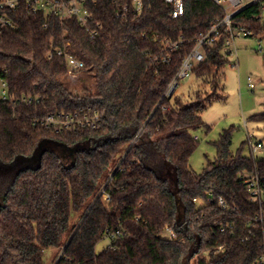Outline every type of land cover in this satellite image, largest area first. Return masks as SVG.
<instances>
[{
    "label": "trees",
    "instance_id": "16d2710c",
    "mask_svg": "<svg viewBox=\"0 0 264 264\" xmlns=\"http://www.w3.org/2000/svg\"><path fill=\"white\" fill-rule=\"evenodd\" d=\"M141 1L138 11L126 0L127 16H118L123 1L87 0L101 24L95 36L76 16L34 12L27 0L0 7L14 25L0 22V264H47L51 248H59L51 264H264V155L244 153L248 138L233 150L230 127L201 172L190 163L199 145L193 131L211 129L203 112L227 96L224 28L193 67L197 87L168 93L197 39L226 10L184 0V13L173 17L166 0ZM232 25L263 34L264 0ZM65 45L84 62L81 71L94 70V87L76 92L64 81L68 64L57 49ZM89 106L100 115L96 127L42 123ZM251 118L264 121V113ZM246 174L259 175L257 200Z\"/></svg>",
    "mask_w": 264,
    "mask_h": 264
},
{
    "label": "rangeland",
    "instance_id": "374dc122",
    "mask_svg": "<svg viewBox=\"0 0 264 264\" xmlns=\"http://www.w3.org/2000/svg\"><path fill=\"white\" fill-rule=\"evenodd\" d=\"M260 44L262 49L259 48ZM236 45L238 46V58H231L225 67L226 76L223 86L227 96L225 99L213 101L203 112V123L210 125L211 129L208 130L204 125H201L193 131L198 137L199 145L192 154L190 163L198 172L206 167L208 158L213 159L215 157L216 147L213 142L219 138L220 132L225 128L232 127L233 129V150L240 147L248 136L253 142L258 140L264 142V121L251 118L254 114L264 113V60L262 54L264 51V33L238 37ZM230 48L234 49L232 46ZM248 76H252L256 88L249 87ZM64 81L74 91L82 92L95 86L94 70L79 71L75 75H68ZM197 84L198 79L192 73L190 76L179 80L177 92L188 95L197 87ZM52 147L59 152L63 150L60 145H53ZM244 153H251L248 141L244 146ZM255 155L262 156L264 151L258 149ZM66 161L69 160L66 159ZM165 172V176L174 181L173 170L166 167ZM76 221L77 215L73 214L72 224ZM107 243V238L101 240L97 245L98 250ZM58 250L59 248H51L46 251L47 264L54 261Z\"/></svg>",
    "mask_w": 264,
    "mask_h": 264
},
{
    "label": "built area",
    "instance_id": "2783aa9c",
    "mask_svg": "<svg viewBox=\"0 0 264 264\" xmlns=\"http://www.w3.org/2000/svg\"><path fill=\"white\" fill-rule=\"evenodd\" d=\"M34 12L44 11L45 13H52L55 15H60L62 17L76 16L79 22L90 32L91 36L98 34L101 24L98 21H94L92 12L87 7V0H27ZM119 5L117 15L127 16L129 11V5L126 0ZM173 6L172 16L178 17L184 13L185 3L184 0H166ZM217 4L223 6L226 10V14L223 19L214 23L210 30L197 39V43L193 50L185 57L183 64L179 71L177 72L174 81L169 86L168 93L178 87L179 80L190 76L193 73V67L200 61L204 60L203 46L204 44H213L217 42L222 37L221 28L228 32V37L225 40V50L227 57L238 58L236 45V39L241 36H250L251 32L244 27L234 28L232 25L233 16L241 11L246 6L259 2L261 0H214ZM19 0H0V7H9L15 9L18 6ZM135 6L138 11L142 9V1L135 0ZM0 22L14 26L5 16L0 14ZM95 23V25H93ZM66 46L57 49L59 55H64L68 64L69 75H75L77 72L81 71L84 67V62L75 56L73 53L66 50ZM232 46L234 49L230 48ZM262 49V45H259ZM53 56V53L50 54ZM248 85L250 88H256V84L253 81L252 76H248ZM1 96L7 98L6 82H2ZM15 100L14 98L12 99ZM25 102H33L34 100H39L36 96L26 95L22 98ZM100 122V115L96 108L91 106L85 108L82 107L74 112H64L60 111L54 114H49L42 119V123L53 127L57 131L62 130H78L85 127H96ZM138 137V134L136 135ZM248 143L251 148L252 153H256L258 149L264 151V142L258 140L253 142L248 136ZM248 184L249 190L252 193V199H259L262 189L260 187L259 175H244ZM212 193V192H210ZM219 204L226 206L225 200L222 196L219 198ZM196 200V198H195ZM262 219V217H261ZM173 236V234H171ZM115 232L108 233L107 238H114ZM222 249V247H220ZM259 261L264 262V255L259 257Z\"/></svg>",
    "mask_w": 264,
    "mask_h": 264
},
{
    "label": "water",
    "instance_id": "95a60500",
    "mask_svg": "<svg viewBox=\"0 0 264 264\" xmlns=\"http://www.w3.org/2000/svg\"><path fill=\"white\" fill-rule=\"evenodd\" d=\"M174 92V89L171 91V94Z\"/></svg>",
    "mask_w": 264,
    "mask_h": 264
}]
</instances>
